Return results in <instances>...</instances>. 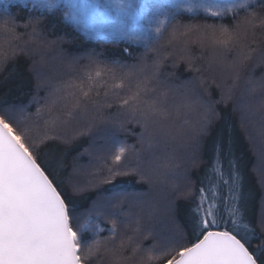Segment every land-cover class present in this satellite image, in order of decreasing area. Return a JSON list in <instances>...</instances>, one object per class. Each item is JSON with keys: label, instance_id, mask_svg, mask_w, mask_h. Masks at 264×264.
Instances as JSON below:
<instances>
[{"label": "trees", "instance_id": "16d2710c", "mask_svg": "<svg viewBox=\"0 0 264 264\" xmlns=\"http://www.w3.org/2000/svg\"><path fill=\"white\" fill-rule=\"evenodd\" d=\"M13 15L17 38L0 32V55L7 52L9 57L0 62V100H9L28 115L37 151L59 159L58 175L68 193L82 211L100 215L98 223L104 229L101 238L111 235L108 229L117 220L116 244L124 241L127 256L135 244L147 247L153 242L149 231L163 239L185 227L199 189L207 190L205 178L216 182L212 168L217 145L223 144L220 164L224 179L229 180L230 160L242 177L241 203L256 230L252 248L264 241V7L219 18L181 13L152 45L155 50L122 39L90 38L60 12L46 13L20 4L13 8ZM3 19L0 17V23ZM185 26L201 31L224 27L243 39L237 49L229 52L193 44L189 64L180 58L184 54L182 42H168L173 29L183 32ZM249 54L251 58L245 61L244 56ZM92 62L107 65L117 75L129 71L119 64L146 66L138 73L141 77L151 75L158 63V83L154 84L158 90H168L171 115L165 126L170 137L156 131L142 136L143 124L119 109L112 98L105 102L102 88L98 99L106 118L103 122L91 105L87 115L68 120L64 106L70 98L63 85L80 83ZM205 116L209 121L207 133L194 137V129L205 122ZM52 120H56V127L50 125ZM174 132L184 137L174 139ZM109 135L128 147L124 161L127 168L123 171L130 173L116 177L110 184L103 183L115 152L114 145L105 142ZM137 167L143 178L130 172ZM219 192L227 196L223 184ZM121 198L116 209L119 217L112 216L113 205ZM137 220L142 226L139 234L134 232ZM129 237L133 238L131 242ZM85 238L89 243L94 239L90 233ZM107 246L113 247L110 241ZM90 264H110V259L101 252Z\"/></svg>", "mask_w": 264, "mask_h": 264}, {"label": "snow or ice", "instance_id": "6c2138e0", "mask_svg": "<svg viewBox=\"0 0 264 264\" xmlns=\"http://www.w3.org/2000/svg\"><path fill=\"white\" fill-rule=\"evenodd\" d=\"M17 6H20V0H0V17L4 18L0 32L13 39L17 38L13 15V8ZM23 6L27 8L28 4ZM257 6L264 7V0H228L225 3L219 0L212 3L207 0H41L33 3L31 8L46 13L53 9L63 10L65 20L92 35L99 34L96 27L99 22L104 26L105 35H116L155 50L152 45L164 36L168 26L181 13L202 11L210 18H219L229 14L235 16ZM252 16L255 18V13ZM10 23L12 27H9ZM261 23L264 24V19ZM242 39L238 33L224 27L201 31L185 26L183 32L173 29L168 42L181 41L184 54L180 58L191 64L193 44L229 52L237 49ZM8 58V53L4 52L0 55V62H6ZM250 58L249 54L243 59ZM119 67L129 71L117 75L107 65L92 62L80 83L63 85L70 98L65 103L64 115L68 120L87 115L91 105L100 113L98 119L103 122L106 118L98 99L102 88L105 102L112 98L119 109L143 124L142 136H151L153 131L170 136L165 126L171 115L167 107L168 90H158L154 84L158 83L159 64L153 66L151 75L143 77L138 73L144 72L146 66L137 68L119 64ZM55 103L56 100L53 105ZM28 119L22 108L7 99L0 100V264H90L92 258L101 252L109 257L110 264H264V241L255 248L251 245L256 230L243 210L242 177L234 161L228 162L229 180L224 179L220 164L223 144L217 145L212 168L216 182L205 178L208 179L207 190L204 187L199 189V197L190 209L185 227L163 239L149 231L153 242L147 247L135 244L131 255L126 256L124 241L116 244L115 238L119 235L117 220L114 219L108 229L111 235L101 238L104 229L98 223L100 215L94 211H82L79 202L68 193L58 175L59 159H50L45 152L37 151ZM204 121L194 129V137L207 133L209 121L206 116ZM49 123L56 127V120ZM105 142H111L115 147L108 177L103 181L110 184L116 177L130 174L123 171L127 168L124 161L128 147L119 143L114 135L106 136ZM130 172L143 178L139 167ZM222 184L227 188L226 197L219 192ZM74 189L80 190L78 186ZM122 200H116L112 216L119 217L116 209ZM141 231V223L137 220L134 232L139 234ZM88 233L94 237L90 243L85 238ZM132 239L129 237V242ZM108 241L113 247L107 246Z\"/></svg>", "mask_w": 264, "mask_h": 264}, {"label": "rangeland", "instance_id": "374dc122", "mask_svg": "<svg viewBox=\"0 0 264 264\" xmlns=\"http://www.w3.org/2000/svg\"><path fill=\"white\" fill-rule=\"evenodd\" d=\"M39 2H41V0H20V4L21 5H23L24 3H27L28 5H32L33 3H39ZM88 2H98V0H88ZM149 2H153V0H149ZM157 2H160V0H157ZM163 2H166V0H163ZM207 2L208 3H212V2H215V0H207ZM219 2H221V3H225V2H228V0H219ZM52 12H60L61 13V15H62V17H63V10H58V9H53V11ZM187 14H190V13H187ZM196 14H203V15H206V16H208V14H206V13H204V12H198V13H196ZM229 15H232V14H229ZM229 15H226V16H229ZM226 16H224V17H226ZM64 18V17H63ZM77 29H79L80 31H81V29L78 27V26H76V25H74ZM96 27H97V29L99 30V34H96V35H92V34H89V33H87V32H84V31H81V32H83L86 36H88V37H90V38H98V37H105V38H116V39H122V40H125V41H127V42H129V43H131V44H133V45H137V46H142L143 44L142 43H138V42H132V41H130V40H127V39H123V38H120L119 36H116V35H105L104 34V26L101 24V23H99V22H97L96 23ZM249 127V126H248ZM250 128H251V126H250ZM170 137V136H169ZM182 137H184V135L183 136H180L179 134H176L175 132H174V136H173V138L174 139H177V140H180ZM147 138V137H146ZM144 139V141L146 142V141H148V139ZM171 141V140H170ZM158 144H162L161 142H158ZM160 161H161V163H162V159H160Z\"/></svg>", "mask_w": 264, "mask_h": 264}]
</instances>
